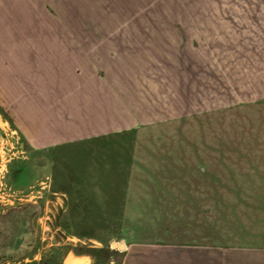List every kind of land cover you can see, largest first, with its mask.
I'll return each instance as SVG.
<instances>
[{
	"label": "rangeland",
	"instance_id": "1",
	"mask_svg": "<svg viewBox=\"0 0 264 264\" xmlns=\"http://www.w3.org/2000/svg\"><path fill=\"white\" fill-rule=\"evenodd\" d=\"M0 264H264V0H0Z\"/></svg>",
	"mask_w": 264,
	"mask_h": 264
},
{
	"label": "flooded vegetation",
	"instance_id": "2",
	"mask_svg": "<svg viewBox=\"0 0 264 264\" xmlns=\"http://www.w3.org/2000/svg\"><path fill=\"white\" fill-rule=\"evenodd\" d=\"M44 5H45V7L47 8V10H48L49 12H51V13L53 12L52 8L50 7V5H49L48 3L45 2ZM52 14H54V13H52ZM58 18H59V17H58ZM99 24H100V23H99ZM99 24H97L95 27H97L98 29H101V26H103V25H102V24L99 25ZM87 26H89V25H87ZM90 26H91V25H90ZM90 26H89V27H90ZM92 33H97V32L95 31V29H93V30L91 31V34H92ZM91 36H92V35H89V36L86 35L85 37H83L82 40H80V39H79V40L81 41L82 44H86V42H89V41H87V40H89ZM93 37L96 38L95 40H97V38H98L97 36H93ZM72 38H75V36L73 37L72 35H69L67 41L70 42ZM78 38H79V37H78ZM92 57H93V59L98 60V56H97V55H93ZM91 64L93 65L92 67L94 68V70H95L96 73H97L98 69H96V68H97L98 64L96 65V63H94V62H92ZM95 65H96V66H95Z\"/></svg>",
	"mask_w": 264,
	"mask_h": 264
},
{
	"label": "water",
	"instance_id": "3",
	"mask_svg": "<svg viewBox=\"0 0 264 264\" xmlns=\"http://www.w3.org/2000/svg\"><path fill=\"white\" fill-rule=\"evenodd\" d=\"M111 246L114 248H119V249H123L124 248V244L123 243H117V242H112Z\"/></svg>",
	"mask_w": 264,
	"mask_h": 264
},
{
	"label": "crops",
	"instance_id": "4",
	"mask_svg": "<svg viewBox=\"0 0 264 264\" xmlns=\"http://www.w3.org/2000/svg\"><path fill=\"white\" fill-rule=\"evenodd\" d=\"M28 142H30L31 144L35 145L34 142H32V139L31 138H28Z\"/></svg>",
	"mask_w": 264,
	"mask_h": 264
}]
</instances>
